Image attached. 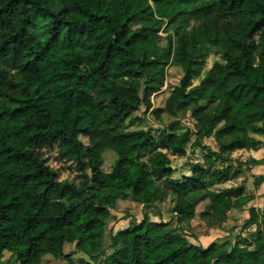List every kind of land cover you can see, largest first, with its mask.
Returning a JSON list of instances; mask_svg holds the SVG:
<instances>
[{
    "label": "trees",
    "instance_id": "obj_1",
    "mask_svg": "<svg viewBox=\"0 0 264 264\" xmlns=\"http://www.w3.org/2000/svg\"><path fill=\"white\" fill-rule=\"evenodd\" d=\"M176 16L184 19L175 39L160 34L162 27L173 31ZM212 48L228 63L215 62L192 87ZM169 63L183 76L164 107L153 108ZM261 96L264 0H0V264L5 252L15 257L7 264H44L48 255L66 264H146L153 250L183 241L169 224L162 237L145 217L113 236V253L101 262L105 252L93 253L103 245L111 210L128 199L144 206L168 201L179 221L243 207L253 197L240 188L216 190L230 170L216 163L264 144ZM198 98L218 105L212 113L196 106L192 130L179 116ZM142 106L161 122L163 114L172 120L161 129L128 132L125 121ZM116 129L119 134H110ZM212 136L219 151L204 144ZM190 146L206 151L205 161L174 179L168 153L186 156ZM54 150L68 164L67 178L46 155ZM107 151L116 154L110 171L104 170ZM263 163L250 158L249 165ZM249 222L258 229L253 251L184 245L159 264H186L189 254L204 264H264V215L252 211ZM67 245L93 262H75Z\"/></svg>",
    "mask_w": 264,
    "mask_h": 264
},
{
    "label": "rangeland",
    "instance_id": "obj_2",
    "mask_svg": "<svg viewBox=\"0 0 264 264\" xmlns=\"http://www.w3.org/2000/svg\"><path fill=\"white\" fill-rule=\"evenodd\" d=\"M165 27H162L160 34L164 36ZM219 58V59H217ZM206 62L202 67V72L192 80V87L197 86L211 70L214 63L219 61H225L223 59L222 51L212 48L211 53L205 59ZM167 76L164 81L163 87L159 92L152 95V105L154 107H164L165 101L170 95L174 86L179 84L180 79L183 76L181 67L173 66L170 63L166 68ZM198 84V85H199ZM142 95V93H141ZM204 105L207 113H212L216 109L218 102H212L206 99H197L189 107L180 112L179 121L187 128L192 130L195 129L196 120L192 117V110L198 106ZM152 110L146 111V108L142 106L137 112L133 113L132 116L127 119V127L130 128H152L161 129L167 125L172 118L168 117L167 114L162 115V122L157 120L156 117L151 113ZM141 118L142 122L136 123V118ZM230 138H225L228 141ZM264 141V140H263ZM204 144L207 145V149H213V151H219L220 143L215 139L214 136L204 139ZM257 150H238L231 154L232 159L228 162L223 163L217 161V166L229 167V177L223 183H219L215 186L216 190H223L229 187L240 188L243 191V195L253 197L251 201L246 203L243 207H235L227 212L224 217H210L203 218L200 213L192 220L179 221L176 216H172L169 221V228L173 229L175 233L186 235L185 228L188 232L193 234L197 231L201 232L205 237L215 236L216 240L213 244H216L227 249H232L235 245H243L249 249H253L255 244L253 242L255 232L251 229L256 224L250 221L252 211L258 213L259 216L264 215V163L262 165H249L250 158L264 159V144H262ZM167 152V151H165ZM46 155L50 158V162L53 166L61 169V179L67 178L70 174L68 164L64 161L59 160L56 151H46ZM168 153V152H167ZM206 151L198 149L197 147L190 146L188 148V154L186 156L171 155L168 153L171 159L172 166L174 167L173 177L179 179L183 176H190L192 174L193 166L195 163H204ZM104 170L110 171L115 160L116 154L112 151H107L104 154ZM190 174V175H189ZM171 205L168 201L157 202L144 206L143 204L136 202L132 199L120 201L117 204L116 209H112V217L109 220L106 230L103 245L98 249L96 254H101L99 260L101 262L110 259L113 253L112 238L119 231L126 229L132 223H137L138 219L152 217H166L170 216ZM65 253H72V257L75 262H93L87 255L88 259H85L80 255V251H76L73 245H67L65 247ZM95 254V255H96ZM103 257V259H101ZM15 257L10 252H5L3 261L7 264L8 261H14ZM44 264H66L63 259H57L50 255L46 256L43 260ZM16 264V263H14Z\"/></svg>",
    "mask_w": 264,
    "mask_h": 264
},
{
    "label": "clouds",
    "instance_id": "obj_3",
    "mask_svg": "<svg viewBox=\"0 0 264 264\" xmlns=\"http://www.w3.org/2000/svg\"><path fill=\"white\" fill-rule=\"evenodd\" d=\"M175 2V0H173V3ZM207 2L211 3V0H207ZM149 5L152 4V0H148ZM189 4H193V0H189ZM194 6L199 7V4H194ZM153 10H155V6L153 5ZM187 13V12H186ZM195 14H200L203 15V13H195ZM247 17V12L245 11V16H242L241 19H245ZM184 19L183 16H176L175 20V24L173 25V31H170L169 33H164V35H173V38L175 39V34H174V29L180 25V22ZM165 23H167V21H165ZM192 29L189 28L188 32H191ZM188 38V37H187ZM192 48L191 46H188L186 51H191ZM219 59V58H217ZM228 61H222L221 64H227ZM255 66V64H254ZM199 84V82H197V85ZM196 85H194L195 87ZM264 97V96H261ZM251 98V97H249ZM105 103H110V101H106ZM257 104L260 106L261 110H264V99L260 98L259 101H257ZM81 115H85L84 113H81ZM100 115V114H99ZM101 121H98V123H100ZM65 123H71L70 121H66ZM128 121H125V125H127ZM128 132H134L136 131V129L134 128H128L127 129ZM120 129H116L114 132H111L110 134L112 135H117L119 134ZM124 163H127L126 161ZM143 163H147V161H144ZM190 175V174H189ZM176 177H174L175 179ZM129 192H131V190L129 189ZM175 199L174 196H172L171 194H169L168 196V200L171 201ZM173 207H175V205H172ZM179 215L178 212L172 213L170 216H166L163 218L160 217H152L150 223L154 224V225H159L160 226V235L162 237L167 236L168 232L170 231V229H168L167 227H165L166 225L169 224V221L172 219V216H177ZM143 223V219H138L137 220V224H141ZM264 227V226H262ZM258 229L254 226L251 231L255 232ZM185 232L186 235L184 236L183 241H177L174 243H165L162 247H159L156 250H153L151 252L150 255V259L148 261H151L152 264H159V260L168 256V254L170 252H172L174 249H179L181 247H183L184 245L187 246H195V248H202L203 251H208L211 247V245L215 242L216 237L215 236H208L205 237L201 232L197 231L194 234L192 232H188L187 229L185 228ZM75 247V245H74ZM249 251H253V249H249ZM94 255L96 253H93ZM81 256H83L85 259H88L87 255L84 252L80 253ZM101 259H103V257H101ZM147 261V262H148ZM146 262V264H147ZM169 264H171V261H169ZM186 264H204V260H200L197 262H193L191 259V254H189V259L187 260ZM212 264H215V259H213Z\"/></svg>",
    "mask_w": 264,
    "mask_h": 264
}]
</instances>
